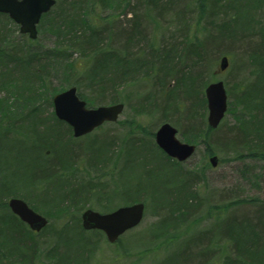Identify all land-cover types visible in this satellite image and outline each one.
<instances>
[{
    "label": "trees",
    "instance_id": "trees-1",
    "mask_svg": "<svg viewBox=\"0 0 264 264\" xmlns=\"http://www.w3.org/2000/svg\"><path fill=\"white\" fill-rule=\"evenodd\" d=\"M169 1L56 0L42 15L36 39L20 33L0 13V264H88L105 238L100 230L82 228L81 210L96 204L100 212L111 211L116 198L124 205L141 201L145 214L155 216L134 236L123 234L115 242L122 257L134 254L138 260L175 242L155 264H264V200L230 197L211 202L214 192L206 176L210 164L185 167L186 161L168 157L154 141L156 126L169 121L183 141L204 145L208 154L264 162V50L246 51L236 43L242 39L234 30L240 17L235 3L240 0H210L208 15L224 9L226 17L202 40L197 32H187L191 19L185 17L177 34L181 40L158 46L153 31L164 19L155 8ZM197 1L205 15V0ZM254 7V29L244 38L264 47V0ZM127 15L129 28L121 20ZM148 28L152 35L144 32ZM214 30L217 35H212ZM208 36L219 37L210 59ZM224 53L247 55L244 62L252 68V80L262 84L250 94L252 80L231 86L226 81L228 108L211 128L204 89L215 80L216 59ZM71 86L88 107L122 102L134 113L119 121L125 130L120 138L85 135L94 144L92 155L63 151L76 138L56 118L52 97ZM135 118L148 123H135ZM126 165L129 186L120 183ZM104 169L111 176L109 184L102 181ZM246 172L253 180L259 177L253 170ZM11 197L25 200L48 219L47 225L31 230L9 209ZM90 200L94 203L87 207ZM245 204H254L253 213L236 212ZM206 218L210 223L205 229L180 238L182 228Z\"/></svg>",
    "mask_w": 264,
    "mask_h": 264
},
{
    "label": "rangeland",
    "instance_id": "rangeland-1",
    "mask_svg": "<svg viewBox=\"0 0 264 264\" xmlns=\"http://www.w3.org/2000/svg\"><path fill=\"white\" fill-rule=\"evenodd\" d=\"M261 0H240L239 2L235 3L238 11L240 12V17L238 20L237 25L235 26V33L237 35L242 36L240 40H238L239 45L242 44L243 49L246 51H253V52H260L261 50H264V47H261L259 43L252 40L254 43L247 42L246 39L249 37V34L252 33L254 29L253 21L251 20L256 13V10L254 9L255 5L260 2ZM221 3H224V0L220 1ZM206 14L201 15L199 12V4L197 0H172L167 2L166 4L160 3L155 8V13L159 15L158 17L161 19H164L163 21L159 20V28H156V26L153 31V40L155 38V44L163 45L167 44L173 41H179L181 38L177 34H179L178 29L184 24L185 17H188V19H191L190 27L187 29V32H197L196 36L198 40H202L203 35L207 33L208 30L212 29V27L215 25L216 22L221 20L223 17H226L223 14L224 9H222L221 12L218 11L216 15L213 17L209 16L210 11V0H205L204 2ZM211 8H213L211 4ZM186 9V10H185ZM229 13V12H228ZM226 13V14H228ZM130 15H127L126 17H121L122 24L126 28H129L130 26ZM177 20V21H176ZM178 25H177V24ZM150 27H154V23L150 25ZM149 30L145 29L144 32H147ZM217 30H214L212 35H217ZM148 35H152V32L148 31ZM205 43L207 44L206 50L209 58L210 54L213 52L214 47L217 46L219 41V37H207L205 39ZM209 44H208V43ZM229 40H226V43H229ZM205 44V45H206ZM246 46V47H245ZM222 55H230L227 53L220 54L218 58L216 59V65L215 68L219 66L220 57ZM244 54H238L234 56H228L229 59H231V63L229 61L228 68L224 71H219L216 69L215 71V80H222L224 83V86L226 88V84H229L230 86L234 82H242L243 84H246L250 80H252L253 75L251 72V67H248L246 64L247 62H244L247 60V55L243 57ZM247 57V58H246ZM246 58V59H245ZM210 59V58H209ZM250 60V59H249ZM249 63V61H248ZM231 65V67H230ZM230 69V70H229ZM239 74V75H238ZM237 75V76H236ZM236 76V77H235ZM229 77V78H228ZM264 79V78H262ZM255 80V79H254ZM254 84L250 87H248L249 91L248 93H254L255 87L257 84H262L261 82H255L252 80ZM144 89L142 88L138 92H142ZM227 100L229 102V97H227ZM135 103V100L131 101L132 104ZM133 111L128 105L125 103L124 110L118 120L116 122L111 123H105L100 128L94 130L91 132V136L99 135L102 136L104 140H108L110 137L113 138H120L125 130L124 127H122V124L120 122L130 119L133 116ZM207 116V108H206V115ZM225 118H228L227 116ZM120 121V122H119ZM135 123L139 122L141 124L147 125L148 121L143 120L140 118H135ZM150 119V123H151ZM169 122V121H168ZM133 123V124H135ZM171 123V122H169ZM161 124V122L156 126L157 127ZM173 125V123H171ZM175 126V125H173ZM176 127V126H175ZM177 128V127H176ZM178 130V128H177ZM178 137L182 140L181 135L178 133ZM76 138V137H75ZM90 137H77L76 139H72L71 142L68 144H65L63 146V151L66 152L68 155H71V150L80 151L81 153L92 155L91 150H93L94 144L91 143ZM183 141V140H182ZM3 143H0V153H4L3 151ZM213 155L217 156V165L213 167L210 162L209 158ZM84 157H86L84 155ZM224 157L225 160L221 161L220 158ZM228 158L224 155H221L219 153H213L208 154L204 150V145H198L196 147V150L194 154L187 159L185 167H191L195 164H200L203 161L208 162L210 167L207 170L206 176L209 179V187L210 190L214 192L211 202H217L220 200H227L230 197H241V198H257L259 200H264V162H251L249 160L243 162V161H232L227 160ZM2 160V159H1ZM123 157L119 159L118 162V168H122ZM121 164V166H120ZM108 169V167H106ZM253 170L256 174L259 175V177L256 180H253L250 178V175L246 171ZM91 174H93L92 170H88ZM81 172L85 173L86 169L84 168L81 170ZM107 173L106 169H104V175L102 177V181L109 184V181L111 180V176L105 174ZM122 177H120V183L124 186H129L131 183L130 177H129V170L127 165L123 168V173L121 174ZM92 176V175H91ZM91 176L88 175L85 178L89 179ZM117 176H115L116 179ZM93 180V179H92ZM204 190L202 191L203 194ZM90 203H94L93 200H90L86 203V206L88 207ZM124 202L121 199H114L112 201L113 206H111V210L114 208H117L118 206H122ZM249 203V202H248ZM94 205V204H92ZM94 210L100 211L99 206L96 204L94 207H92ZM85 209V208H84ZM83 209V210H84ZM81 210V212L83 211ZM255 210L254 204H245L243 206H240L236 209V212H247V213H253ZM107 212V211H105ZM81 214V213H80ZM153 220H155V216H153V213L148 211L146 214H144V218L141 221V223L134 227L133 229L129 230L128 232L124 233V235H128L130 237L131 235L134 236L137 232H139L141 229L145 228L149 223H151ZM51 223H54L56 225L55 219H50ZM210 219L206 218L201 221H199L197 224L191 225L189 228H182V237L189 236L191 233H193L196 230L205 229L207 225H209ZM224 227H226V224H223ZM222 225V226H223ZM87 235H90L87 233ZM126 235V236H127ZM195 233H193L190 237H194ZM105 238V236H104ZM129 241V240H128ZM174 243L168 245V246H160L159 248L152 250L148 255L140 257L138 260L136 258V255L132 254V256H120L118 254L119 246H117V243H109L106 238L104 241H102L99 245H97V248L95 249L94 253L89 258L88 264H155L159 260H161L164 255L174 247ZM197 250H194L196 252Z\"/></svg>",
    "mask_w": 264,
    "mask_h": 264
},
{
    "label": "water",
    "instance_id": "water-1",
    "mask_svg": "<svg viewBox=\"0 0 264 264\" xmlns=\"http://www.w3.org/2000/svg\"><path fill=\"white\" fill-rule=\"evenodd\" d=\"M56 0H0V13H5L18 26L19 32L30 39L37 37V25L43 14L49 12ZM228 67L227 56H222L219 71ZM207 106L206 121L209 127L216 128L227 111V92L222 80L208 83L204 89ZM56 118L67 123L73 137L91 133L104 123L116 122L124 110V104L88 107L81 99L75 86L68 87L52 97ZM155 144L170 158L185 162L195 152L194 144L182 141L178 130L169 122L161 123L154 132ZM210 164L217 165V156L209 158ZM10 210L33 231L43 229L48 220L31 208L25 200L11 197L8 200ZM145 204L141 201L119 206L108 212H99L86 208L81 213V226L84 230H100L109 243H115L125 232L138 226L144 218Z\"/></svg>",
    "mask_w": 264,
    "mask_h": 264
}]
</instances>
